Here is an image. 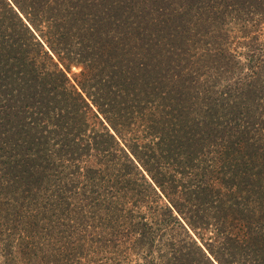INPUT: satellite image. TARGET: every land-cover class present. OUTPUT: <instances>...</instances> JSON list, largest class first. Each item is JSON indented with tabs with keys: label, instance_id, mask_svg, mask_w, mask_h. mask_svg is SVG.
<instances>
[{
	"label": "trees",
	"instance_id": "1",
	"mask_svg": "<svg viewBox=\"0 0 264 264\" xmlns=\"http://www.w3.org/2000/svg\"><path fill=\"white\" fill-rule=\"evenodd\" d=\"M0 264H264V0H0Z\"/></svg>",
	"mask_w": 264,
	"mask_h": 264
},
{
	"label": "rangeland",
	"instance_id": "2",
	"mask_svg": "<svg viewBox=\"0 0 264 264\" xmlns=\"http://www.w3.org/2000/svg\"><path fill=\"white\" fill-rule=\"evenodd\" d=\"M79 70H80V69H78V68H73V69L71 70V72L68 73V77L70 78V80H71L72 82H74V77H75V75L79 72Z\"/></svg>",
	"mask_w": 264,
	"mask_h": 264
}]
</instances>
